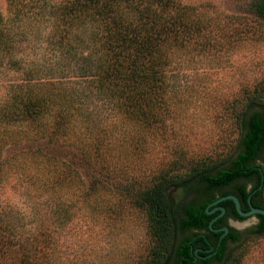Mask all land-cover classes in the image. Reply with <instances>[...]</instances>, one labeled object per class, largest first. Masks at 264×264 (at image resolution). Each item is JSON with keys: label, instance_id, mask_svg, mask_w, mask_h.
Returning <instances> with one entry per match:
<instances>
[{"label": "trees", "instance_id": "trees-1", "mask_svg": "<svg viewBox=\"0 0 264 264\" xmlns=\"http://www.w3.org/2000/svg\"><path fill=\"white\" fill-rule=\"evenodd\" d=\"M8 4V16H0V66L17 79L0 100V178L6 165L1 156L9 145L45 141L81 153L87 124L96 118L87 106L96 100L110 105L128 124L146 128L154 115L162 113L160 92L167 69L179 52L206 32L197 21L211 20L181 0H8ZM250 11L264 21V0H252ZM38 48H44L40 56ZM78 80L86 83L82 93ZM242 125L238 151L225 165L202 168L186 182L172 181L163 173L135 193V205L145 210L154 238L146 264H223L226 241H241L233 233L221 241L216 255L199 259L211 244L216 251L220 236L209 228L220 212L208 216L207 206L227 195L241 205L259 186L261 198L264 189V173L257 166L264 163V105ZM92 146L106 169L112 148L98 138ZM37 149L22 159L31 163L28 177L37 180L29 184L32 197L57 202L71 180L69 171L63 162ZM16 160L14 167L26 174L25 164ZM256 176L258 183L248 193L246 182ZM185 186L190 199L182 200L174 211L169 190ZM60 204L64 205L62 200ZM220 206L233 208L238 216L233 202ZM257 218L253 234L261 236L264 216ZM13 219L0 215V264H52L53 233L47 228L19 233ZM197 244L202 251L195 253Z\"/></svg>", "mask_w": 264, "mask_h": 264}, {"label": "rangeland", "instance_id": "rangeland-1", "mask_svg": "<svg viewBox=\"0 0 264 264\" xmlns=\"http://www.w3.org/2000/svg\"><path fill=\"white\" fill-rule=\"evenodd\" d=\"M251 1L181 0L211 20L197 21L206 32L167 69L162 113L146 128L128 124L110 105L93 100L87 108L96 118L87 124L81 153L45 141L7 146L1 156L6 165L0 215L14 217L19 233L37 228L52 232V264H146L154 238L145 210L135 205V193L163 173L186 182L202 168L225 165L238 151L242 120L264 105V21L250 11ZM8 12V0H0V16ZM14 78L0 66V100ZM78 81L82 93L86 83ZM96 138L112 148L106 169L93 155ZM39 147L69 171L71 180L57 202L32 197L29 184L37 180L28 177L31 163L22 159ZM16 159L25 164L26 174L14 167ZM169 192L175 194L177 188ZM189 199L190 192L184 193L182 200ZM254 224V219L231 223L242 238L229 247L223 264H264V235L248 232Z\"/></svg>", "mask_w": 264, "mask_h": 264}, {"label": "flooded vegetation", "instance_id": "flooded-vegetation-1", "mask_svg": "<svg viewBox=\"0 0 264 264\" xmlns=\"http://www.w3.org/2000/svg\"><path fill=\"white\" fill-rule=\"evenodd\" d=\"M257 166L258 167H261L262 169H259V170H262L263 173H264V163H261V162H258L257 163ZM264 181V175H263V178H262ZM258 183V177H251L250 180L248 182H246V191L249 193L250 191L254 190L253 188L257 185ZM261 189V186H259L257 189H255L253 191V193H250V196L247 198V200H245L241 205H240V210L243 212V213H248L251 208H255V209H263L264 210V204H261L260 207H257V204L258 202L262 201L264 203V189L262 190L261 192V198L260 196H258V192L260 191ZM183 191H184V188H183ZM183 196H184V192H183V195L181 197V199L179 200L178 204L182 201L183 199ZM228 196V195H227ZM233 196V195H232ZM235 197V196H234ZM170 198H171V194H170ZM223 198V197H222ZM253 199V201H252ZM238 200V199H237ZM217 201V200H215ZM215 201L211 202L207 208H206V211H213V209L215 207H212L211 204H213ZM225 202V201H224ZM232 202V201H231ZM239 202V201H238ZM221 204V203H220ZM220 204L218 206H220ZM234 204V203H233ZM240 204V203H239ZM178 206V205H177ZM222 207V206H220ZM235 207V205H234ZM210 209V210H209ZM225 209V208H224ZM205 211V213H206ZM235 211H236V208H235ZM217 211L213 212V214L211 215H208V216H212L214 215ZM220 212V211H219ZM221 213V212H220ZM220 213L216 216L213 217V219L217 218L213 224H215V234H220L219 238H218V244H217V247H216V251L213 252V245L211 244L210 247L208 249H205L204 251L200 250V249H197L198 247H200V245H196V250H195V253H197V250H200L202 252H204L206 254V256L204 257H200L199 256V259H203V260H207L208 258H212L214 255H216L217 253V250L219 248V245L221 243V241L224 239V238H228V236H230L231 234L233 233H236L238 235H240V237L242 238L241 236V233L239 231H237L236 229H234L231 225L232 222H237V221H245V220H249V219H254L255 220V224L251 227V229L248 230V232H250L252 235L253 234V231L256 229V225L259 223V219L257 218L258 215H253V216H250V217H247V218H242L240 217L239 215L236 216L234 214V211H233V208H228V209H225V212L222 216H219ZM237 213V211H236ZM238 214V213H237ZM207 215V214H206ZM239 217V218H237ZM212 219V220H213ZM211 220V221H212ZM210 221V222H211ZM212 224V225H213ZM224 229H227L228 232L226 233L224 231ZM223 236V237H222ZM222 237V238H221ZM232 245H235L233 242L230 241V239H228L226 241V246L229 247L232 246ZM212 263V262H211Z\"/></svg>", "mask_w": 264, "mask_h": 264}, {"label": "water", "instance_id": "water-1", "mask_svg": "<svg viewBox=\"0 0 264 264\" xmlns=\"http://www.w3.org/2000/svg\"><path fill=\"white\" fill-rule=\"evenodd\" d=\"M183 195V187H178L177 188V192L175 194H171V200L173 202V209L174 211L176 210V207L178 205V202L179 200L181 199ZM224 201H232L235 205V208H236V211L238 213V215L242 218H247V217H250V216H253V215H260V216H264V210L263 209H255V208H251V210L248 212V213H243L241 210H240V204L237 200L236 197L232 196V195H228V196H225L223 198H220L218 199L217 201H215L213 204H211L212 207H215L213 209V211H206V214L207 215H211L213 214V212L215 211H220V215L219 216H222L225 212V209L223 207H220L218 206L220 203L224 202ZM217 218L213 219L210 223H209V228L211 231L215 232V230L212 228V224L213 222L216 220ZM224 231L227 233L228 230L227 229H224ZM223 237V236H222ZM221 237V238H222Z\"/></svg>", "mask_w": 264, "mask_h": 264}]
</instances>
